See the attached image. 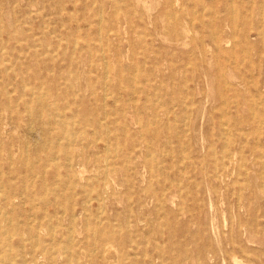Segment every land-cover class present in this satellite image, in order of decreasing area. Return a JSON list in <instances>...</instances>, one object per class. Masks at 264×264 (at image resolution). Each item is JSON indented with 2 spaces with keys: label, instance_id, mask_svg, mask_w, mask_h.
I'll return each mask as SVG.
<instances>
[{
  "label": "rangeland",
  "instance_id": "obj_1",
  "mask_svg": "<svg viewBox=\"0 0 264 264\" xmlns=\"http://www.w3.org/2000/svg\"><path fill=\"white\" fill-rule=\"evenodd\" d=\"M263 2L0 0V264H264Z\"/></svg>",
  "mask_w": 264,
  "mask_h": 264
},
{
  "label": "bare ground",
  "instance_id": "obj_2",
  "mask_svg": "<svg viewBox=\"0 0 264 264\" xmlns=\"http://www.w3.org/2000/svg\"><path fill=\"white\" fill-rule=\"evenodd\" d=\"M95 4V3H94ZM93 4V5H94ZM190 4V3H189ZM102 7V6H101ZM233 9V8H232ZM247 11H251L252 12V9L250 8V7H247ZM261 11H263L264 12V2L262 3V6H261ZM194 12V11H193ZM196 12V11H195ZM120 13V12H119ZM197 13V12H196ZM99 14V13H98ZM102 14V13H101ZM101 14H100V16H101ZM250 14V13H249ZM117 15V14H116ZM100 16H99V18H100ZM102 17V16H101ZM179 19V18H178ZM102 20V19H101ZM194 21V20H193ZM192 21V22H193ZM102 22V21H101ZM172 22V21H171ZM191 24H193V23H191ZM100 25V24H99ZM98 25V26H99ZM91 26V25H90ZM192 26V25H191ZM100 27V26H99ZM102 31V30H101ZM99 34H101V33H99ZM99 37H101V36H99ZM222 37L220 36V37H214V39H213V43L216 45V46H219L220 45V43L222 42ZM177 40H179V38L177 39ZM68 44V43H67ZM215 46V47H216ZM2 51H4V50H2ZM117 52V51H116ZM120 52V51H119ZM223 52V51H222ZM264 53V49L260 52V54L261 53ZM250 53V52H249ZM118 54V53H117ZM102 55H103V53H102ZM104 57V56H103ZM105 58V57H104ZM104 58H103V60H104ZM104 62V61H103ZM105 63V62H104ZM107 64V63H106ZM189 65V64H188ZM187 65V66H188ZM106 66H108V65H106ZM146 66V65H145ZM190 66V65H189ZM108 69V68H107ZM137 70V69H136ZM106 71V70H105ZM139 73V72H138ZM8 74V73H7ZM107 75H108V73H107ZM135 75V74H134ZM134 75H133V77H134ZM106 80V79H105ZM138 81V80H137ZM105 82V81H104ZM189 84V83H188ZM133 85V84H132ZM30 86V85H29ZM104 88H105V86H104ZM137 88V87H136ZM30 90V89H29ZM106 93V92H105ZM24 94V93H23ZM33 95H34V93H33ZM46 95V94H45ZM35 96V95H34ZM105 96V95H104ZM154 96V95H153ZM33 97V96H32ZM40 99V98H39ZM107 99V98H106ZM40 101H41V99H40ZM104 101H106V100H104ZM135 102H136V100H135ZM105 103V102H104ZM43 105H44V103H43ZM116 105V104H115ZM29 108V107H28ZM30 109V108H29ZM105 110H106V108H105ZM139 114V113H138ZM29 115H30V113H29ZM176 115V114H175ZM31 116V115H30ZM107 116V115H106ZM51 117V116H50ZM61 117V116H60ZM59 117V118H60ZM42 118V117H41ZM58 118V117H57ZM105 118V117H104ZM174 119H175V117H174ZM191 119V118H190ZM51 120V119H50ZM105 121V120H104ZM103 122V121H102ZM58 123H61V122H58ZM69 123V122H68ZM73 123V122H72ZM97 123V122H96ZM105 123V122H104ZM77 124V123H76ZM98 124L99 125H101V123L100 122H98ZM31 125V124H30ZM65 125V124H64ZM154 125H155V123H154ZM33 127H34V125H33ZM109 127V126H108ZM30 128H31V126H30ZM9 129H11V128H9ZM34 129V128H33ZM15 133V132H14ZM39 133V132H38ZM127 133V132H126ZM131 133V132H130ZM8 134V133H7ZM83 134V133H82ZM149 134V133H148ZM126 135V134H125ZM12 136V135H11ZM142 136V135H141ZM35 137V136H34ZM37 137H38V135H37ZM149 137V136H148ZM72 138V137H71ZM202 138V137H201ZM34 139V138H33ZM64 139V138H63ZM43 140H45V139H43ZM100 140V139H99ZM152 140V139H151ZM242 140V139H241ZM58 141V140H57ZM72 140H70V142H71ZM76 141V140H75ZM74 141V142H75ZM78 141V140H77ZM22 142V141H21ZM36 142V141H35ZM42 142H44V141H42ZM58 142H60V140L58 141ZM171 142V141H170ZM169 142V143H170ZM72 143V142H71ZM3 144V143H2ZM35 144H37V143H35ZM73 144V143H72ZM44 145V144H43ZM43 145H42V147H43ZM50 145V144H49ZM106 145V144H105ZM27 147H28V145H27ZM36 147V146H35ZM77 147H78V150H81L82 152L81 153H76L75 151H73V152H71L69 155H70V160L69 161H72L73 160V164L71 163V167H74V163L76 162V161H78V162H80L79 160H78V158H84V152L83 151H85L86 149H88V146L86 145H84L83 143L82 144H79V145H77ZM26 148V147H25ZM45 148V147H44ZM43 148V149H44ZM27 150V149H26ZM110 150V149H109ZM11 151V150H10ZM2 153V152H1ZM116 153V152H115ZM12 154V153H11ZM39 154V153H38ZM111 154V153H110ZM117 154V153H116ZM107 155V154H106ZM28 156V155H27ZM172 156H173V154H172ZM231 156V155H230ZM167 157V156H166ZM186 157V156H185ZM9 158H10V156H9ZM100 158V157H99ZM27 159H28V157H27ZM36 159V158H35ZM30 160V159H29ZM32 160H33V158H32ZM40 160V159H39ZM108 160V159H107ZM10 161H11V159H10ZM28 161V160H27ZM184 161V160H183ZM182 161V162H183ZM82 162V161H81ZM108 162V161H107ZM27 163V162H26ZM29 163V162H28ZM180 163H181V161H180ZM38 164H39V162H38ZM81 164V163H80ZM12 165V164H11ZM82 165L83 166H85L84 165V163L82 162ZM27 166V165H26ZM25 166V167H26ZM263 166H264V164H263ZM33 167V166H32ZM56 167V166H55ZM14 169V168H13ZM151 170V169H150ZM185 170V169H184ZM11 175H12V173H11ZM7 176V175H6ZM29 176V175H28ZM33 176V175H32ZM45 176V175H44ZM5 177V176H4ZM30 177V176H29ZM38 178H39V176H38ZM228 180V179H227ZM107 181V180H106ZM2 182V181H1ZM93 183V182H92ZM70 185V184H69ZM2 188V191L4 192L3 193V200H4V202H5V204H6V206H11V207H15L14 206V199L16 198V196H14V195H12V194H7L4 190H3V186L1 187ZM5 190H9V187L7 188L6 186H5ZM58 190V189H57ZM93 191V190H92ZM55 192V191H54ZM57 194V193H56ZM182 194V193H181ZM239 196V195H238ZM20 198V197H19ZM33 197L31 198V203L32 204H35V202L33 201ZM59 199V198H58ZM58 199H56L54 202H51V203H49V201H47V202H45V204H50V205H52V206H54L56 209L58 208V206H60V205H62L61 204V202H59V200ZM177 199V198H176ZM103 200V199H102ZM91 202V201H90ZM131 202H132V200H131ZM103 203V202H102ZM90 204V203H89ZM104 204V203H103ZM71 201H66V204H65V206L63 207V208H65V209H69V210H71ZM35 209V208H34ZM103 209V208H102ZM91 210V209H90ZM2 211V210H1ZM13 212V211H12ZM99 212H100V210H99ZM103 213V212H102ZM1 214V213H0ZM86 216H88V215H86ZM99 216V215H98ZM105 216V215H104ZM72 217H75V214H74V212L72 213ZM77 219V218H76ZM93 219V218H92ZM77 222V221H76ZM10 224H11V222H10ZM101 225H102V223H101ZM31 226H32V224H31ZM30 227V226H29ZM71 227V226H70ZM213 228V227H212ZM71 229V228H70ZM4 231V230H3ZM70 231V230H69ZM72 232V231H71ZM219 233V232H218ZM102 234H104V232H102ZM101 236V235H100ZM227 236V235H226ZM230 236V235H229ZM10 237V236H9ZM101 237H103V236H101ZM13 238V237H12ZM37 238H38V236H37ZM221 238V237H220ZM10 239V238H9ZM9 239H8V241H9ZM218 239V238H217ZM12 240V239H11ZM205 240V239H204ZM207 240V239H206ZM35 241V240H34ZM33 241V242H34ZM211 241V240H210ZM137 244V243H136ZM139 244V243H138ZM37 245H38V243H37ZM9 247H11V246H9ZM64 247V246H63ZM6 248H8V247H6ZM24 248V247H23ZM10 251V250H9ZM55 252V251H54ZM96 252V251H95ZM71 253V252H70ZM75 253V252H74ZM175 253V252H174ZM2 255H4L3 253H2ZM64 255H65V253H64ZM5 256V255H4ZM15 257V256H14ZM25 259V258H24ZM71 259V258H70ZM19 260V259H18ZM236 260V259H235ZM55 261V260H54ZM111 261V260H110ZM71 262V261H70ZM11 263V262H10ZM24 263V262H23ZM2 264V263H1ZM12 264V263H11ZM25 264H27V263H25ZM69 264H71V263H69ZM242 264V263H241Z\"/></svg>",
  "mask_w": 264,
  "mask_h": 264
}]
</instances>
